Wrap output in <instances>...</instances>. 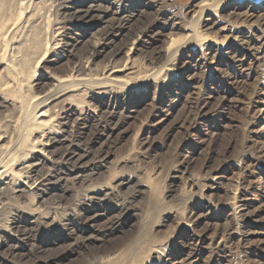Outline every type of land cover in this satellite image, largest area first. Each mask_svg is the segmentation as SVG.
I'll return each mask as SVG.
<instances>
[{"label": "rangeland", "instance_id": "rangeland-1", "mask_svg": "<svg viewBox=\"0 0 264 264\" xmlns=\"http://www.w3.org/2000/svg\"><path fill=\"white\" fill-rule=\"evenodd\" d=\"M155 1L143 12L136 10L137 0L125 6L136 10L132 27L161 18L162 28L133 51L128 41L124 55L113 64L123 68L127 63L128 69L117 75L135 86L120 101L121 122L104 167L87 165L80 175V181L86 179L83 184L72 178L66 184L46 182L47 193L36 206L56 223L22 224L25 231L12 233L8 246L0 249V264H101L103 259L105 264L108 256L120 257L121 264H264V21L240 17L252 5L247 0ZM253 3L264 12V0ZM56 4L0 0V95L29 105L33 95L37 103L49 92L56 94L41 105L42 111H49L31 121L38 126L32 131L23 127L28 108L21 103L17 110L0 106L3 163L17 162L14 155L21 141L30 138L31 146L36 145L49 126L58 123L61 100L79 111L86 105L93 109L106 98L101 84L79 81L62 89L52 80L73 74L95 78L112 65L103 52L85 67L94 42L111 29L110 23L75 20L58 31L65 21L55 14ZM34 13L40 26L32 24ZM33 37L37 43L26 53L27 42H36ZM59 41L63 44L56 45ZM183 44L187 48L179 52ZM161 51L164 55L158 57ZM44 69L51 80L42 76ZM152 71L160 74L145 83L143 77ZM197 104L200 115L190 113ZM76 132L92 148L101 146L92 123L78 126ZM52 165L40 171L49 172ZM119 176L126 185L118 204L131 202L130 209L118 208L115 200L106 202L96 205L101 213L95 222L87 221L97 212L81 205L85 190L114 183ZM4 191L0 197L11 205L0 210V242L16 207L29 210L35 200L26 194L14 201L11 192Z\"/></svg>", "mask_w": 264, "mask_h": 264}, {"label": "bare ground", "instance_id": "bare-ground-1", "mask_svg": "<svg viewBox=\"0 0 264 264\" xmlns=\"http://www.w3.org/2000/svg\"><path fill=\"white\" fill-rule=\"evenodd\" d=\"M55 1L57 2L56 6H55L57 13L55 12V14H57V16H60V18L62 17L61 21H65V22L60 23L63 26L62 27L59 26L58 31H60L63 28H66L67 22L70 23L71 21H75V20H84V21H89V22L97 20L98 23H102V24L110 23L111 29H108L107 32L104 31L105 33L102 34L99 38H97V39L95 38L96 41L93 44L92 52H91L90 56L88 57L87 64L85 67L89 68L92 61L94 60V57L98 56L99 54H102L103 52H107L109 62L112 63V65L110 68L107 69V71L105 73H103L101 76H96L95 78L90 77V78L86 79L83 77L84 79L83 78L79 79V77L78 78H76V77L79 76L80 74H78L77 76L73 74L67 78H55V77H53L52 80L56 83V87L62 88V89H66V88L70 87L71 85H73L74 83L79 82V81L86 82V83H91V82L98 83V85L101 84L105 88L106 98L102 99V101H99L98 105L93 109L90 107V105L89 106L86 105L84 107L81 106L82 108L79 109V111H78V108L76 110L73 108L75 105H73L70 101L61 100L60 103L62 104V106H60V107L62 109V112H61L62 114L60 115V120L58 121V123L49 126V129L47 131H45L40 136L39 143L36 145L32 144V146H31V144L29 143V141H31V139L24 137V138H26V139H24L25 142L21 141V139H20L22 144L20 142L16 146V148H18V152H16V151H15L16 153L14 152L15 153L14 156H16L17 158L19 157L17 162L15 159H14L15 162H13V163H10V161H8L10 159H8L4 163L2 162L3 160L0 161V194H2V192H5L4 190H6L7 192L9 191L12 194L11 199H13L14 201L17 200L16 198L26 196V194H29L30 196L33 195L32 197L35 198L34 202L32 203V207L29 210H25L26 208L23 209L21 206L16 207L15 215H14L15 217H13L12 219H8L9 222L7 221L8 223L5 225V228H4L5 233L2 237L3 238L2 242H0V249H4L5 246H8V244H9L8 242H10L9 240L14 237V235H12V233L14 234V232L18 233V232L25 231L22 228V224L32 225V224H35L36 222L42 220V222H44L48 226L52 227L56 223V218L45 216L44 215L45 213L42 210H40L39 206H36V201L38 202V200L41 199L45 195V192L47 190L46 189V187H47L46 182H48L49 180H52V179H54V180L57 179V181L58 180L59 181H65V184H66V182H68V180H70V178H72L73 180H77V182L83 184L86 181V179L83 178L85 180L81 179L82 181H80V175L81 176L83 175L82 173L84 172L85 169H87V165H89L91 162H93V163L95 162V164H93L95 166L98 165L97 170H102V168L105 165L104 162H106V160L109 157V154H110L109 148L111 147L112 143L114 142L113 137L116 134V129L118 128V125L120 124L119 121H120V117L122 116V114H121L122 111L120 110V104H121L120 101L122 100V98L123 99L125 98V96H126V94H124L125 91L127 93L128 91L133 90V88L135 86V85L127 82L125 79L120 78L117 75L118 73H121V72L125 71L126 69H128L127 63L124 65L123 68H121L120 66H114L113 64L115 63V61L118 57L124 55V52L127 49L128 41H131L132 47H131L130 51H133V49L137 48L139 46V44H145V42H146L145 40H147L146 37H151L152 35H155V33H159L161 31V28H162L161 18L148 19L144 23L138 25L136 28H134L130 25L131 24L130 19L134 15L136 10L137 11L140 10L143 12V10L147 6L154 4L156 2L155 0L154 1L153 0H137V2H136V8L137 9L136 10H133L130 8L126 9L125 6L129 2V0H84L83 2H80L79 4L68 3L65 0H55ZM247 1L251 2L252 5H248L246 7L247 8L246 11L239 13L241 15L240 17L245 18V20H248V19H251L254 17H259L261 20L264 21V12H262V10H260V8L257 4L253 3L254 0L253 1L247 0ZM220 2H221V0H220ZM204 8H203V11H204ZM210 8H209V10H210ZM211 9L213 11V8H211ZM203 11H202V13H203ZM204 13H205V11H204ZM31 16H32V21H33L32 24H34L33 26L34 27L40 26V21L37 18V14L34 13ZM139 16L140 15L138 14V17ZM55 20H56L55 25H57V27H58V25H60L59 21H58V19H55ZM163 21H166V20H163ZM241 24H243V23H241ZM68 27H69V25L67 26V28ZM52 32H53L52 35H54V33L56 35V30L52 31ZM237 36H239V35H237ZM33 39L36 41V39L34 37H33ZM36 43H37V41L35 43H28L27 42V44L25 46L26 53H28L35 46ZM61 44H63V42L61 43V41L56 43V45H61ZM64 44H66V42H64ZM186 48H187V46L183 44L178 49V51L179 52L185 51ZM253 49H251V50H253ZM47 51L48 50H46V52ZM163 55H164L163 51L158 52V54H157L158 57H161ZM129 60H130V56H129V54H127V62ZM244 61H245V59H244ZM251 66H252V64H251ZM132 67L133 66H131L130 68H132ZM242 70H245V69H242ZM44 71L45 72L42 74V76L44 78H50V80H51V77L46 75V73L49 72V70L44 69ZM157 73L160 74V71L159 72L152 71L148 75L146 74V76L143 77L144 82L149 84L154 79H157L155 77ZM135 79H136V77H135ZM138 82L140 83V81H138ZM162 83H164V82H162ZM135 84H136V82H135ZM107 85H108V87H107ZM32 87H34V86H32ZM118 87L120 89H122V91L121 90L117 91L116 88H118ZM4 88H6V86ZM60 92L61 91L57 92V94ZM49 94H50V92H49ZM258 94H259L258 89L254 90L253 95L256 97ZM48 95H46L41 101H38L37 103H34L35 100H33V98H35L36 95L31 96L30 99H32V100H31V102H29V105H27L25 101L19 102L21 99L18 97H14L12 99V98L3 97L2 95H0V106L17 110V108L19 109V107H20L19 104L21 103L22 108H24V107L28 108L29 110L25 111L26 112L25 119H24L23 112L21 113V114H23V116H22L23 118L22 117L21 118L25 120V121L22 120V121H24L23 122L24 129L26 128V130L30 129L32 131V130L37 129L38 126H34L33 125L34 122H31V121L32 120L36 121V119L38 117L44 116V113L49 111V108L42 111V109L40 107H43V106H41V105H44V103H47V101L49 99H52L54 96H56V94H53L51 96H48ZM257 103H261V102L258 101ZM259 107L260 106H255L256 109H258ZM261 108H263V112H264V102L262 103ZM201 110H202V108H200L197 104L196 106H191L190 113H195L196 115L198 113V115H200L202 113ZM22 111H23V109H22ZM19 121H21V120H19ZM87 123H92L94 125V128L97 129V132H100L99 135H101L100 137L102 138V142H101V146L99 148L97 147L98 149L92 148V146L90 145V142L84 140L83 137L81 135H78V133L76 132V128L78 126L84 125ZM20 124H22V123H20ZM122 125H124V124H122ZM192 125H194V124H192ZM117 132H119V131H117ZM91 135L93 137V134H91ZM15 144H17V141ZM16 148H15V150H17ZM3 150H4V147L0 146V154H2ZM12 151H14V149ZM11 155H12V153H11ZM10 156H9V158H11ZM12 160H13V158H12ZM49 163H52L54 165V168L52 170H49V172H41L40 169H42L43 167H46V165ZM16 167L18 168V171H16ZM90 169L92 170L93 167ZM127 181H128V179H127ZM73 182H75V181H73ZM125 185L126 184L124 182V179L120 178V176H119V178H117L114 181V183L107 182L105 184L100 185L99 188L94 189V188L90 187V188L86 189L85 190L86 192L83 193L85 195L83 196L84 198H83V202L81 205L93 206V207H95V211L97 212V214L87 218V221L95 222V218L98 217V215H99L98 213H101L100 210H98V208L96 207V205H104L106 202L108 203V204L107 203L106 204L109 205L112 201L115 200L114 202H116V204H117L116 206L118 208H120V209L123 208L124 210H126L128 208L130 209L131 205H129V204L131 202L128 203V201L126 202V200H125L124 203L118 204L123 199L122 194H121V187L125 186ZM124 199H125V197H124ZM19 202H20V200H19ZM93 202H97V204L93 203ZM7 205H11L9 203V201H5L4 199H1V197H0V210L6 208ZM104 212H106V211L104 210ZM75 216H76V214H75ZM18 220H22V221L19 222ZM38 225H39V223H38ZM85 237H81V238L88 239V237L87 238H85ZM218 245L220 246V244H218ZM190 259H191V257H190ZM122 261L123 260L118 256H116V257H109L108 256L105 264H121ZM130 261H128V262H130ZM103 263H104V259H103V261L101 260V264H103ZM131 263H132V261H131ZM9 264H20V263H16L15 261H12ZM35 264H36V262H35Z\"/></svg>", "mask_w": 264, "mask_h": 264}]
</instances>
